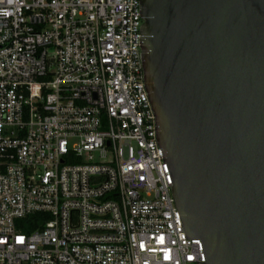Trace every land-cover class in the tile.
I'll return each instance as SVG.
<instances>
[{"label": "built area", "instance_id": "built-area-1", "mask_svg": "<svg viewBox=\"0 0 264 264\" xmlns=\"http://www.w3.org/2000/svg\"><path fill=\"white\" fill-rule=\"evenodd\" d=\"M142 23L140 0H0V264L205 263L157 142Z\"/></svg>", "mask_w": 264, "mask_h": 264}, {"label": "water", "instance_id": "water-1", "mask_svg": "<svg viewBox=\"0 0 264 264\" xmlns=\"http://www.w3.org/2000/svg\"><path fill=\"white\" fill-rule=\"evenodd\" d=\"M145 90L204 264H264V0H140Z\"/></svg>", "mask_w": 264, "mask_h": 264}, {"label": "trees", "instance_id": "trees-1", "mask_svg": "<svg viewBox=\"0 0 264 264\" xmlns=\"http://www.w3.org/2000/svg\"><path fill=\"white\" fill-rule=\"evenodd\" d=\"M39 215L30 216L23 222L24 224V231L26 233L32 232L36 229H39L42 224L37 221Z\"/></svg>", "mask_w": 264, "mask_h": 264}]
</instances>
